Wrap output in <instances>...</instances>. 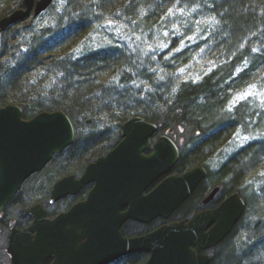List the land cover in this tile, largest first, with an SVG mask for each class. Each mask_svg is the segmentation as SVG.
Wrapping results in <instances>:
<instances>
[{"label": "water", "instance_id": "obj_1", "mask_svg": "<svg viewBox=\"0 0 264 264\" xmlns=\"http://www.w3.org/2000/svg\"><path fill=\"white\" fill-rule=\"evenodd\" d=\"M52 2L21 0V6L0 17V33L29 16L37 17ZM156 130L157 124L142 116L129 118L120 124L121 141L112 150L88 163L79 178L69 175L58 180L52 186L50 203L77 193L90 182L94 186L84 200L52 219L46 218L39 203L34 204L29 210L31 225L21 231L12 228L9 234L7 250L12 263L41 264L52 257L51 264H111L124 255L144 251L149 253L145 264H209L211 256L203 249L220 243L243 214L245 202L237 192L188 223H168L135 238L120 234L119 228L128 218L143 222L167 218L205 175L199 167L168 176L143 195L179 157L176 144L165 134L150 153H144ZM74 139L75 127L64 111H41L25 119L19 105L0 106V209L28 177ZM221 187L215 185L204 202L211 201ZM123 204L128 209L120 212Z\"/></svg>", "mask_w": 264, "mask_h": 264}, {"label": "rangeland", "instance_id": "obj_2", "mask_svg": "<svg viewBox=\"0 0 264 264\" xmlns=\"http://www.w3.org/2000/svg\"><path fill=\"white\" fill-rule=\"evenodd\" d=\"M220 2L172 1L164 9L155 11L157 14H152L150 26L146 27L140 25L134 14L125 16L118 5L111 12L106 11L104 0H66L62 5L59 0H53L37 17L29 16L0 33V61L16 58L17 50L25 48L33 35L61 33L85 17L88 23L90 19L89 27L65 52L56 53L57 56L65 53L79 56L108 46L124 48L134 55L137 69L148 72L147 79L134 73L131 81L134 91L141 96L153 90L161 94L165 83L173 88L170 94H174L180 84H197L209 75L213 82L220 81L225 87L220 101L221 114H226L234 126L208 155L206 164L211 177L220 178L230 186L234 179L232 165L223 169L224 165L239 150L254 144L249 149L253 154L245 155L246 165H240V178L233 183L246 202L244 214L224 246L234 248L240 264H264L261 227L264 218V0L245 4L241 8L244 18L240 23L231 15V12L238 14L237 4L230 7ZM16 3L17 0H0V17L15 9ZM147 9L153 10L152 6L146 7L141 17L148 15ZM162 99L168 101L169 93ZM110 122L105 117L94 118L89 123V132L91 126H96L95 130L108 129L113 133ZM238 167H232L236 174ZM49 171L47 166L29 177L18 199H25L37 185L44 184ZM36 198L33 195L28 204Z\"/></svg>", "mask_w": 264, "mask_h": 264}, {"label": "trees", "instance_id": "obj_3", "mask_svg": "<svg viewBox=\"0 0 264 264\" xmlns=\"http://www.w3.org/2000/svg\"><path fill=\"white\" fill-rule=\"evenodd\" d=\"M104 1L106 11L111 12L118 5L125 16L134 14V18H138L141 26L149 27L152 14H157L155 11L164 9L166 4L168 6L175 0ZM249 1L251 0H247V3L245 0H221L220 3L230 7L236 3L239 8L238 14L231 12V15L240 23L244 18L241 15V8ZM19 6H21V0H17L14 8ZM149 6H152L153 10L147 9L148 15L141 17V11ZM155 21L156 19L152 23ZM89 25L90 19L88 23L84 17V20L66 28L61 33H51L47 36V33L43 32L33 35L25 48H21V51L17 50L16 58L0 61V106L7 103L19 105L25 119L41 111L60 110L64 111L73 122L74 142L61 153L54 155L47 165L50 167L48 178L65 171L82 170L89 162V157L103 152L108 144H113L110 138L117 137L116 132L106 134L108 129L99 131L95 130L96 126H91L92 129L89 132V123L98 117H105L119 125L138 115L159 124L160 132L170 128L174 130V133L179 129H183V132L189 130L192 136H197L200 140L191 150L183 151L179 165L205 162L206 155L224 141L234 126L233 121L229 120L226 114H221L220 101L225 94L223 84L220 81L213 82L212 75H209L197 84H180L174 94H170L173 88L165 83V87L161 88L160 85L159 88L165 89L166 92L160 94L157 90L146 91L141 96L134 91L131 81L135 75L141 79H147L148 72L145 69H137L134 55L124 48L108 46L89 50L79 56L67 53L57 56L56 53L65 52L66 47L71 45ZM166 93H169V100L163 101L162 98ZM253 145H247L239 150L224 165L223 169H226L228 165L239 166L236 169L237 174L231 167L233 170L231 175L234 174V179L230 186L220 178L214 177V179L222 182L226 189H234L233 183L240 178V165H246L243 161L248 154H253L249 151ZM212 179L210 175L208 181ZM47 192L42 182L34 191L39 195L38 200L43 202ZM16 199L18 195L14 201ZM261 227L264 233V218ZM228 241L229 237L221 243L211 264H240L235 257L234 248L224 246ZM145 259V253L139 252L126 256L116 264H144Z\"/></svg>", "mask_w": 264, "mask_h": 264}, {"label": "flooded vegetation", "instance_id": "obj_4", "mask_svg": "<svg viewBox=\"0 0 264 264\" xmlns=\"http://www.w3.org/2000/svg\"><path fill=\"white\" fill-rule=\"evenodd\" d=\"M110 123L112 125L111 127L113 128V133L116 132L117 137L110 138V140L113 141V144L112 145L108 144L106 146V149L103 152L97 155H94L92 157H89L88 163L93 162L95 158L99 156H105L110 150H112L121 141V137L119 133V128H120L121 123L119 125H117V123L115 122H110ZM110 132L112 131L108 130L106 134H109ZM181 132H183V129L182 130L179 129L178 132L174 133V130L171 128L168 130L164 129L163 132H160L159 124H157V130L150 140L149 147L144 153L145 154L150 153L155 141L159 138L160 135L165 134L169 136L176 144L179 157L176 163L173 165L172 169L166 175H163L155 179L149 184V186L146 189H144V191L142 192L143 195L152 191L164 178L168 176H173V175H182L186 171H189L191 169L202 167L205 170L204 177L197 183V185L194 187L191 193L184 199V201L167 218L157 217V218L150 220L149 222H143V221H139V220L131 219V218L126 219L119 228V231L122 237H125V238L140 237V236H143L145 234H148L158 229L162 225L176 222V221H185L188 223L192 218H194L196 215L200 213L215 210L216 208L220 206L223 199H225L226 197H228L229 195L235 192V190H228L225 188L224 185H222L221 190L214 196V198L211 201L204 202L209 191L215 185L219 184V181L216 179H212L208 181V177L211 175V172L209 171L206 161L205 162H194L192 164L185 165V166L179 165L181 158L183 156V151H186L188 149L191 150L194 144L198 142L196 141L197 139L195 137H181L179 135V133L181 134ZM201 157H202V153H201ZM87 164L84 166L82 170L78 172L65 171L64 173H60L57 176L56 174L55 175L53 174L50 178L46 176L43 182H47L49 184L48 185L43 184L44 189L48 191L45 197V202L38 200L39 195L34 193L35 190L30 194L31 196L29 195L30 197L27 196L23 200L16 199V201H14V198L17 195L19 197V194H20V190H19L17 194L4 207L0 209V264H13L11 261V254L7 250L9 234L12 228L21 231L31 225L33 221V216L29 212V210L34 204L39 203L41 207L45 210L46 218L52 219L61 213L67 212L78 202L86 198L88 192H90V190L94 186L93 182H90L89 184L85 185L80 191H78L75 194H68L65 197H62L53 203H50L48 201L50 198L52 186L58 180H60L63 177L69 176V175H73L76 179L79 178L82 175ZM47 165L41 171H43L47 167ZM32 194L36 196L37 198L34 200L32 204L29 205L28 201H30L31 198L33 197ZM127 209H128V205L123 204L120 207V212H125ZM242 216L239 218V220L242 218ZM239 220L237 222H239ZM237 222L233 225L229 234L220 243L213 245L211 247H208L206 249H203L204 254L211 256V260L209 264H211V262L213 261L214 255L217 253V249L219 248L221 243L226 238L229 237V235L231 234ZM211 225H209L208 228ZM191 247L194 248V246H191ZM140 252L145 253V256H146L145 262H146L147 259L149 258V253L144 252V251H140ZM135 253H139V252H134L130 254H135ZM128 255H124L120 257L119 259H117L111 264H116L119 261H122ZM53 261L54 259L52 257H49V258L44 259L41 264H51Z\"/></svg>", "mask_w": 264, "mask_h": 264}, {"label": "bare ground", "instance_id": "obj_5", "mask_svg": "<svg viewBox=\"0 0 264 264\" xmlns=\"http://www.w3.org/2000/svg\"><path fill=\"white\" fill-rule=\"evenodd\" d=\"M180 136H181V137H195V138L197 139L196 141H199V140H200L199 137H197V136H192V135H191V132H190L189 130L186 131V132H181V135H180ZM219 145H220V144H219ZM217 146H218V145H217ZM217 146H216V147H217ZM216 147H215V148H216ZM215 148H214V149H215ZM214 149H213V150H214ZM213 150H212V151H213ZM212 151H211V152H212ZM208 158H209V156L206 155V157L204 158V160H207ZM204 160H203V161H204ZM204 171H205V170H204ZM186 172H187V171H186ZM186 172H185V173H186ZM219 184L223 185L222 182H219ZM235 192H237V193L239 194V196L244 200V198L242 197L241 193H240L238 190L235 189ZM244 202H245V200H244ZM245 206H246V202H245Z\"/></svg>", "mask_w": 264, "mask_h": 264}, {"label": "snow or ice", "instance_id": "obj_6", "mask_svg": "<svg viewBox=\"0 0 264 264\" xmlns=\"http://www.w3.org/2000/svg\"><path fill=\"white\" fill-rule=\"evenodd\" d=\"M66 2V0H59V3L62 5V4H64ZM108 23H111V21H108ZM242 98V97H241ZM245 139H247V138H245Z\"/></svg>", "mask_w": 264, "mask_h": 264}]
</instances>
